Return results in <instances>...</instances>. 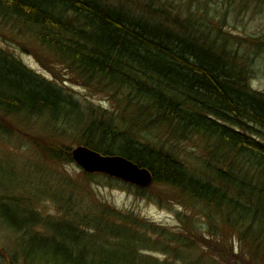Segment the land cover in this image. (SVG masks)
I'll return each instance as SVG.
<instances>
[{
    "label": "trees",
    "instance_id": "16d2710c",
    "mask_svg": "<svg viewBox=\"0 0 264 264\" xmlns=\"http://www.w3.org/2000/svg\"><path fill=\"white\" fill-rule=\"evenodd\" d=\"M134 5L0 0L1 21L35 39L81 86L107 94L115 108L83 104L0 51V110L72 125L81 146L130 160L150 171L153 187L173 190L181 204L199 208L213 223L223 219L256 260L264 255V92L250 81L264 56V37L240 39L206 7L183 12L168 0ZM193 143L198 148L186 150ZM50 154L64 158L60 151ZM84 176L92 181L95 175ZM99 212L102 217L81 215L76 225L62 224L74 244L60 250L66 264H160L144 258L149 238L128 241L123 231L114 232L126 230L125 217L101 225L105 213L111 215ZM91 227L121 240L100 242Z\"/></svg>",
    "mask_w": 264,
    "mask_h": 264
},
{
    "label": "rangeland",
    "instance_id": "374dc122",
    "mask_svg": "<svg viewBox=\"0 0 264 264\" xmlns=\"http://www.w3.org/2000/svg\"><path fill=\"white\" fill-rule=\"evenodd\" d=\"M168 1L183 12L206 7L211 15L224 18L225 30L240 39L264 37V0ZM133 4L138 0H132ZM34 40L0 20L1 52L64 87L83 104L115 109L107 94L81 86L70 70ZM259 60L250 85L264 92V56ZM79 141L70 124L60 128L48 116L0 110V264H66L60 250L74 244L62 224L76 225L81 215L102 217L101 210L111 215L109 219L105 213L101 225H116L125 217L126 230L114 228V232L123 231L128 241L132 236L137 237L134 240L149 238L152 243L142 251L144 258L160 264H264V255L255 260L251 246L223 219L217 217L213 223L199 208L193 211L181 204L173 190L152 185L141 196L135 189L140 186L115 179L109 183L97 173L86 172L70 156ZM197 148L198 143H193L186 150ZM50 150L60 151L64 158L54 160ZM86 173L95 175L92 181ZM91 228L100 242L121 240L101 227Z\"/></svg>",
    "mask_w": 264,
    "mask_h": 264
},
{
    "label": "water",
    "instance_id": "95a60500",
    "mask_svg": "<svg viewBox=\"0 0 264 264\" xmlns=\"http://www.w3.org/2000/svg\"><path fill=\"white\" fill-rule=\"evenodd\" d=\"M72 156L74 161L88 173L106 174L141 188H148L153 182L150 171L140 168L123 157L103 156L86 146L75 148Z\"/></svg>",
    "mask_w": 264,
    "mask_h": 264
},
{
    "label": "bare ground",
    "instance_id": "6f19581e",
    "mask_svg": "<svg viewBox=\"0 0 264 264\" xmlns=\"http://www.w3.org/2000/svg\"><path fill=\"white\" fill-rule=\"evenodd\" d=\"M73 150H74V149H73ZM73 150H72V151H73Z\"/></svg>",
    "mask_w": 264,
    "mask_h": 264
}]
</instances>
